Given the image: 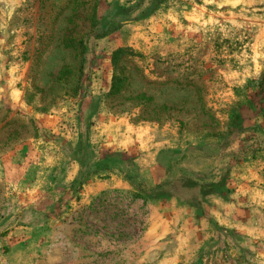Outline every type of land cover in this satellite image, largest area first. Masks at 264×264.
<instances>
[{"label": "rangeland", "instance_id": "obj_1", "mask_svg": "<svg viewBox=\"0 0 264 264\" xmlns=\"http://www.w3.org/2000/svg\"><path fill=\"white\" fill-rule=\"evenodd\" d=\"M125 44L168 120L108 111ZM261 72L264 0H0V264H264Z\"/></svg>", "mask_w": 264, "mask_h": 264}, {"label": "trees", "instance_id": "obj_2", "mask_svg": "<svg viewBox=\"0 0 264 264\" xmlns=\"http://www.w3.org/2000/svg\"><path fill=\"white\" fill-rule=\"evenodd\" d=\"M66 45L72 47L77 56V61L70 68H66L58 73L57 80L62 82H69L66 91L69 94L77 92L81 85V77L83 75V52L84 43L79 37H71L67 40ZM148 55L142 50L132 47L129 44L120 45L110 51L109 62L111 66V75L108 89L104 93V103L109 112L113 114L127 113L132 122H143L145 120L153 121L159 124L162 121L168 120L170 116L169 111L173 104L165 102H157L152 94L143 90H139L131 86V78L138 76L145 78L146 74L143 72V64H146ZM158 62H162L164 58L155 54ZM165 61V60H164ZM128 65H132V70H128ZM75 71L77 76L72 77L71 72ZM264 72H261V76ZM168 78L163 80L156 79L155 82L159 85H165L169 82ZM153 83V82H151ZM189 84V82H185ZM66 93V92H65ZM163 115V117H162ZM111 169V166L109 167ZM106 169L103 166L94 168L93 173H99L100 170ZM122 178L133 188V196L141 197L143 188L137 178L135 170L129 168L128 165L120 171ZM77 182L81 184V172L77 177ZM160 183L155 184L152 189L160 187Z\"/></svg>", "mask_w": 264, "mask_h": 264}]
</instances>
